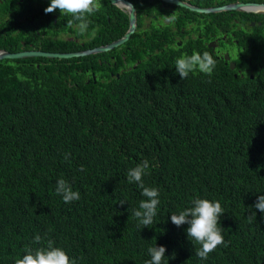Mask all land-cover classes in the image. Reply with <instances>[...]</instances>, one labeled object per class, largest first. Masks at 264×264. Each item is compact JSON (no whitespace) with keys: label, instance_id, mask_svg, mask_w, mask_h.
<instances>
[{"label":"trees","instance_id":"16d2710c","mask_svg":"<svg viewBox=\"0 0 264 264\" xmlns=\"http://www.w3.org/2000/svg\"><path fill=\"white\" fill-rule=\"evenodd\" d=\"M34 1L0 0V49L88 48L83 41L54 39L64 33L80 40L79 22L69 26L71 15L59 9L46 14L50 0H37L36 6ZM101 4L88 17L90 32L104 21L109 26L107 15L113 19L110 1ZM182 9L217 34L233 12ZM121 23L115 37L126 30V15ZM163 37L137 50L135 68L105 83L84 77V64L100 68V53L0 60V264H14L28 248L46 247L48 240L77 264H146L148 248L155 245L167 249L164 264H264V213L251 207L264 195V75L234 76L235 69L213 56L211 76L195 71L181 80L175 68L179 56H169L162 46L150 50ZM91 39L95 46L114 38L104 27ZM43 62L51 63L48 70ZM66 79L78 86L68 87ZM145 159L150 174L144 185L158 188L160 199L149 228L132 215L145 199L142 189L127 181L128 171ZM59 179L80 193L78 201L65 203L56 193ZM196 198L219 200L225 211L220 225L226 246L207 260L195 255L200 245L189 239V225L171 222L172 213ZM250 207L255 220L249 219ZM37 234L40 244L34 243Z\"/></svg>","mask_w":264,"mask_h":264},{"label":"clouds","instance_id":"9594fccd","mask_svg":"<svg viewBox=\"0 0 264 264\" xmlns=\"http://www.w3.org/2000/svg\"><path fill=\"white\" fill-rule=\"evenodd\" d=\"M123 1L129 2L135 8L136 25L130 37L124 43L118 45L115 48H118L123 44H126L134 36V34L137 33V36L140 34L141 15L140 14L137 15V12L138 10H143L146 8V6L142 9L139 8L142 4H138V0H119L118 2L119 5L110 2V4L113 5L114 7L113 9L117 10L122 14L121 21L124 19V15H126L128 19V13H129L128 7L130 8V10H132L131 5H128L127 7ZM36 2L37 0L34 1L35 3L34 6H36ZM101 6H102L101 0H50V4L48 7L44 9V12L48 14V13H52L56 9H59L61 14H67L73 17V20L68 21L69 26H72L74 21L79 22L76 25V27L80 35L83 36L87 34L89 36H93L95 35L96 30L93 29L92 32L89 33L88 30H89L90 21L88 17L98 12ZM145 11L147 10H144L143 12ZM111 13L114 19L115 14L113 10ZM107 16L108 18L107 17L106 18L107 21L109 20L108 21L109 26H107L104 21L106 31H110V32L113 31L112 37L114 39L116 38L115 40L120 39L129 29V19L126 30L119 37H115V35L121 31L122 23L120 22L116 26H110L112 24L113 19L110 20L109 15ZM163 19L166 24H172L175 22L176 17L175 14L173 13L168 16H163ZM53 38L62 39V40H65L67 38L66 40L68 41L79 43V40H76L72 36V34L68 35L61 33L57 36H54ZM104 45H99V46H104ZM93 48L90 47L84 50H89V49L91 50ZM115 48L98 53L101 54L103 52H109ZM32 50L50 52V53H62V52H54V51H44L35 48L22 49L16 52L32 51ZM78 51H83V50L69 51V52H78ZM93 54H97V53H93ZM26 58L55 59L54 57H43V56H27L25 58H20V59H26ZM57 59H62V58H57ZM96 60L98 63H100V68H96L95 64H89V65L84 64L83 66V70L85 72L84 77H88V80L86 79L87 83L90 82V80H92L95 83L98 77L103 83H105L109 79V76L107 80H105V78L102 76L104 72L103 61L100 59V57L96 58ZM43 63H45L43 68L45 70H48L47 64L51 66V63H47V64L46 62ZM216 63H217L216 59H214L213 55L210 54L209 52L205 51L203 52V54H200L199 52L194 51L191 55L182 54L180 57H178L175 61V68L181 80H185L190 73L195 71H199L202 74L211 76L216 67ZM231 63L233 62H230V64ZM36 66L39 67V64H36ZM85 68H87V70H85ZM229 68L234 69L231 67ZM233 74L234 76L237 75L236 72H234ZM240 76L245 77L243 74ZM65 82L68 87L78 86L77 83L74 82L72 79H66ZM69 155L70 153L65 154V159H67ZM148 169H149V161L145 159L139 164H137L134 168L130 169L127 173V181L129 183L136 182L138 186L142 189L141 195L145 197V199L140 201L139 209L132 210V215L139 221V224L143 226L142 228L145 227L149 228L150 225L154 224V218L158 214L157 208L158 205L160 204L159 189L156 187H146L144 185L143 177L145 175L150 174L148 172ZM80 170L83 171V166H81ZM56 193L62 196L63 201L65 203H71L73 201H78L80 199V193L78 191H74L72 189L71 184L65 179H59L56 182ZM126 202L127 201L125 200L119 201L121 205L125 204ZM251 207H254L255 209H258L261 213H264V195H260L257 198V201L255 202L254 206ZM251 207L249 208V212H250L249 219L255 220L256 212L252 211ZM223 213H225V211L222 208V205L219 200L211 201L208 199L196 198L191 202L190 207H186L183 210H180L178 213H172L171 222L177 227H180L181 225L184 224L189 225V227L186 230L189 239L191 241H195L196 244L200 245V247L195 249V255L201 258L202 260H207L209 254L215 251L218 246L225 245V238L224 235L222 234L223 228L220 225V218ZM41 241H42V237L39 234H37L34 237V243L40 244ZM166 251L167 249L165 246L155 245L153 247H149L148 253L151 259L147 261L146 264H164ZM171 258H174V256ZM14 264H77V260L74 258H70L64 249L60 247H55L54 242L52 240H48L46 247L41 246L35 249L28 248L27 253L23 255V258L16 259Z\"/></svg>","mask_w":264,"mask_h":264},{"label":"flooded vegetation","instance_id":"af4514ba","mask_svg":"<svg viewBox=\"0 0 264 264\" xmlns=\"http://www.w3.org/2000/svg\"><path fill=\"white\" fill-rule=\"evenodd\" d=\"M179 2H187L194 7H211L217 5H202L200 0H178ZM163 2V1H162ZM237 2L243 3H255L259 6H249L250 11H233L230 13V17L227 19L229 25L224 32L217 34L214 27L205 28L203 30V24L200 21L193 18V15L188 14L182 8L181 5L170 3L171 5H156L152 8H145L147 10H138L137 15L140 14V34L136 37L135 42L130 45L123 44L122 46L115 48L113 51L103 52L100 55V59L103 61V77L105 80L108 76H115L118 78L121 73L128 71L131 68H135L139 63V60L135 57L139 48L146 47L149 41L153 38L157 39L159 36L144 34L145 28L148 25L146 21L147 17L153 16L154 12L159 14L169 13L168 15L175 14V22L172 24H165L163 31V40L157 43V45L151 44L153 51H158V46H162V49L169 53V56L182 54L191 55L194 51L203 54L207 51L212 54L217 60L224 65L230 66V62L234 63V69L236 73L242 75L244 70L248 68L256 72H264V0H238ZM207 3V1L205 2ZM232 3V2H231ZM204 4V3H203ZM228 4V3H227ZM150 9V10H149ZM187 9V8H186ZM257 9L262 12L259 13ZM150 11V12H149ZM115 18L110 26H116L121 22L122 14L113 9ZM108 18V16H106ZM109 21V20H108ZM153 23V20H152ZM163 24L153 23L154 29ZM105 27V24H102ZM113 32V31H112ZM112 32L107 31V34L112 37ZM100 36L101 32L95 36ZM94 36V37H95ZM93 37V38H94ZM116 39V38H115ZM112 39L109 42L115 40ZM94 39H88L86 41L88 48H93L106 43H101L95 46L91 44ZM140 43L142 46L138 45ZM198 46L201 47L198 49ZM228 56V57H226ZM147 59V56H146ZM87 70V68H85ZM252 78L254 76L252 75ZM88 80V77H86Z\"/></svg>","mask_w":264,"mask_h":264},{"label":"water","instance_id":"95a60500","mask_svg":"<svg viewBox=\"0 0 264 264\" xmlns=\"http://www.w3.org/2000/svg\"><path fill=\"white\" fill-rule=\"evenodd\" d=\"M165 3H175L178 5H181L185 8H188L192 11L196 12H201V13H209V12H221V11H250L245 7L248 6H259L258 4L255 3H243V2H233V3H228V4H223V5H217V6H211V7H194L190 5L187 2H179L178 0H161ZM111 3L118 4L119 5V0H110ZM125 5L128 7V5H131L127 1H123ZM132 10L128 7V19H129V29L128 31L118 40H115L107 45L104 46H99L95 47L93 49L89 50H83V51H78V52H67V53H50V52H43V51H22V52H9L4 49H0V60L2 59H20V58H25L27 56H43V57H54V58H71V57H76V56H83L87 54H93V53H98L102 51H107L112 48L117 47L118 45L124 43L130 35L133 33L136 25V16H135V8L131 5ZM259 13L262 11L257 9ZM234 64L231 63L230 67H233Z\"/></svg>","mask_w":264,"mask_h":264},{"label":"rangeland","instance_id":"374dc122","mask_svg":"<svg viewBox=\"0 0 264 264\" xmlns=\"http://www.w3.org/2000/svg\"><path fill=\"white\" fill-rule=\"evenodd\" d=\"M162 6H163V5H162ZM168 14H169V13L159 14V13H157V12H154V13L152 14L153 16H149V17H147V19H146L145 22H147L148 25H149V24H150V21H151V24H150L148 27L145 28V32H144V34L147 35V36H150V35L159 36V35L163 34V31H164V29H165V24H166V23L164 22L163 16H168ZM149 20H150V21H149ZM152 20H153V23H155V24H163V25H162V26H158V28L154 29V28L152 27V25H153ZM95 30H96L95 33L97 32L96 34H98V33L102 32V31L104 30V28H103V27L95 28ZM89 33H91L90 30H89ZM96 34H95V35H96ZM95 35H93V36H89V35H87V34H86V35H83V37L80 38L79 43L82 44L81 41H83V43H86V41H87L89 38L91 39V38L94 37ZM66 39H67V38H66ZM76 40H77V39H76ZM138 45L142 46L140 43H138ZM229 67H230V66H229ZM243 72H244L243 75L246 76V77L249 78V79H259V78H262V75H264V72L259 73V72H256V71L250 69V68H248L247 70H244ZM252 75L254 76V78H252Z\"/></svg>","mask_w":264,"mask_h":264},{"label":"bare ground","instance_id":"6f19581e","mask_svg":"<svg viewBox=\"0 0 264 264\" xmlns=\"http://www.w3.org/2000/svg\"><path fill=\"white\" fill-rule=\"evenodd\" d=\"M245 8H247V9H248V8H250V7L248 6V7H245Z\"/></svg>","mask_w":264,"mask_h":264}]
</instances>
